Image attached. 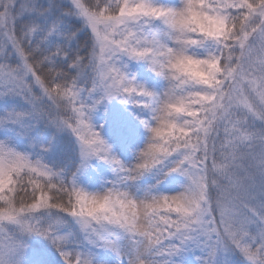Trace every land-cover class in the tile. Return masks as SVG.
<instances>
[{"label":"snow or ice","instance_id":"6c2138e0","mask_svg":"<svg viewBox=\"0 0 264 264\" xmlns=\"http://www.w3.org/2000/svg\"><path fill=\"white\" fill-rule=\"evenodd\" d=\"M0 264H264V0H0Z\"/></svg>","mask_w":264,"mask_h":264}]
</instances>
